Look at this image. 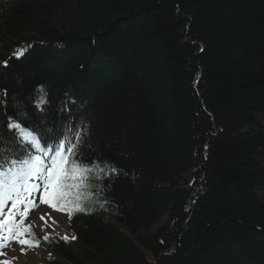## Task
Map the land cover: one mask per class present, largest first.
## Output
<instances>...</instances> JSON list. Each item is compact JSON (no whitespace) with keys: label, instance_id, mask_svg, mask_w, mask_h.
<instances>
[{"label":"trees","instance_id":"trees-1","mask_svg":"<svg viewBox=\"0 0 264 264\" xmlns=\"http://www.w3.org/2000/svg\"><path fill=\"white\" fill-rule=\"evenodd\" d=\"M10 118L120 171L39 264H264V0H0Z\"/></svg>","mask_w":264,"mask_h":264},{"label":"snow or ice","instance_id":"snow-or-ice-1","mask_svg":"<svg viewBox=\"0 0 264 264\" xmlns=\"http://www.w3.org/2000/svg\"><path fill=\"white\" fill-rule=\"evenodd\" d=\"M23 54V50L18 51L17 58ZM37 91L40 96L35 106L40 108L48 101L43 88ZM19 115L26 116V112ZM7 130L11 135L9 146H5V138L0 134V233H7L0 237L6 241L0 243V255L6 254L2 249L13 241L29 248L39 247V240L33 242L21 238L31 231L30 226L19 230L26 214L34 210L37 199L57 211H67L69 219L74 212L91 213L93 209L83 206L81 191L93 186L90 181H100L101 184L95 186L99 195L107 190L103 186V179L114 180L120 174L108 161L97 163L84 157L82 146L85 145L86 130L83 127H66L53 141L44 145L41 144L43 137L32 129L24 128L19 120L10 118ZM9 202L11 207L7 208L5 214L4 209ZM65 204L72 206L66 208ZM21 210L23 214L17 223L16 215ZM41 219H44V215ZM75 238L71 237L72 240ZM43 239L48 241L49 236L45 235ZM61 239L69 242L66 235ZM21 252L24 253L23 247ZM3 264L9 262L4 261Z\"/></svg>","mask_w":264,"mask_h":264},{"label":"rangeland","instance_id":"rangeland-1","mask_svg":"<svg viewBox=\"0 0 264 264\" xmlns=\"http://www.w3.org/2000/svg\"><path fill=\"white\" fill-rule=\"evenodd\" d=\"M8 204V207H11L10 202ZM21 214H23L22 210L16 215L17 223ZM42 215H44V219H41ZM27 226L33 227L39 235L56 234L65 236L67 233L66 219L52 212L46 204L40 203L38 199L34 210L26 214V218L23 220L19 230L23 231V228ZM21 238H25V236ZM0 242L6 243L4 239H0ZM22 247L24 248V253L21 252ZM2 251L6 254L0 255V264H3L4 261L9 262V264H39L38 256L41 254L40 251L28 250L26 246H22L15 241L3 248Z\"/></svg>","mask_w":264,"mask_h":264}]
</instances>
